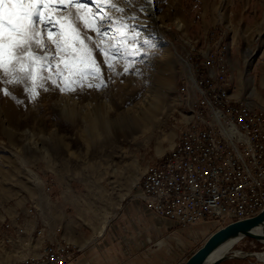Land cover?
Segmentation results:
<instances>
[{"label": "rangeland", "instance_id": "374dc122", "mask_svg": "<svg viewBox=\"0 0 264 264\" xmlns=\"http://www.w3.org/2000/svg\"><path fill=\"white\" fill-rule=\"evenodd\" d=\"M84 2L93 6L91 0ZM113 2L125 8V12L105 8L108 14L114 18L135 16L136 20L129 22L144 23L146 26L139 29L141 39L147 37L154 45L143 47L142 55L135 58L128 73L123 72V60H116L109 71L103 55L94 53L105 87L96 88L100 81L92 80L91 88L85 82L83 87L76 86L75 91L60 92L48 81V91L40 90L34 101L26 102L20 86L4 83L0 74V210L44 173L76 178L94 176L119 192L134 183L136 190L140 177L154 159L153 144L159 143L158 153L162 152L174 132L181 72L176 50L184 51L185 41L192 42L200 55L218 45L229 70L233 67L243 72L240 84L233 81L234 94L264 106V0H154L156 24L149 18L144 0H132L130 5L123 0ZM69 10L75 15L74 7ZM57 15L67 16L68 11ZM78 26L85 36H94L83 24ZM48 47L54 51L51 43ZM4 88L11 95H4ZM60 104L70 109V118L57 112L54 106ZM126 114L125 118L133 119L123 121ZM106 118L111 129L91 127V120L105 123ZM214 227L212 222H202L175 228L190 249L180 254L178 262L184 263L217 229ZM46 244L49 243L42 247ZM233 250L261 252L264 245L244 237L233 245L230 251ZM38 256L32 259L35 264L38 263L33 260ZM219 264L264 262L245 255Z\"/></svg>", "mask_w": 264, "mask_h": 264}, {"label": "built area", "instance_id": "2783aa9c", "mask_svg": "<svg viewBox=\"0 0 264 264\" xmlns=\"http://www.w3.org/2000/svg\"><path fill=\"white\" fill-rule=\"evenodd\" d=\"M176 53L179 108L188 119L172 148L146 168L136 192L179 227L251 217L264 207V106L232 95L218 45L200 59L192 44ZM77 251L49 243L33 261L70 264Z\"/></svg>", "mask_w": 264, "mask_h": 264}, {"label": "crops", "instance_id": "0c3cea01", "mask_svg": "<svg viewBox=\"0 0 264 264\" xmlns=\"http://www.w3.org/2000/svg\"><path fill=\"white\" fill-rule=\"evenodd\" d=\"M241 75L230 68L234 97L239 96L233 81L240 84ZM176 115L164 150L158 153L159 143L153 144L154 162L172 148L180 123L188 119L179 101ZM40 178L0 210V264H35L42 245L56 241L79 249L70 264H182L180 254L190 250L176 234L179 226L159 217L134 183L119 192L94 176L44 173Z\"/></svg>", "mask_w": 264, "mask_h": 264}, {"label": "snow or ice", "instance_id": "6c2138e0", "mask_svg": "<svg viewBox=\"0 0 264 264\" xmlns=\"http://www.w3.org/2000/svg\"><path fill=\"white\" fill-rule=\"evenodd\" d=\"M123 2L130 5L132 0ZM91 4L94 8L84 0H0L3 82L22 87L30 93V99L38 95L37 88L48 91V81L60 92L75 91L76 86L83 87L85 82L91 88L92 80H99L95 87L101 88L106 83L94 53L103 55L109 71L116 60H123L126 74L135 58L142 55L144 46L154 47L147 37L141 39L139 29L144 25L129 22L135 21V16L114 18L105 10L124 13L125 8L113 0H91ZM72 7L76 9L75 15L69 10ZM63 11H68V15H57ZM79 24L94 36H85ZM60 83L64 86L60 87ZM2 91L11 95L8 88Z\"/></svg>", "mask_w": 264, "mask_h": 264}, {"label": "water", "instance_id": "95a60500", "mask_svg": "<svg viewBox=\"0 0 264 264\" xmlns=\"http://www.w3.org/2000/svg\"><path fill=\"white\" fill-rule=\"evenodd\" d=\"M244 237H251L264 245V208L251 217L232 221L212 232L183 264H219L228 258L245 257V255L263 261L258 257L259 252L242 251L237 255L234 250L213 258L217 250L226 244L236 243Z\"/></svg>", "mask_w": 264, "mask_h": 264}, {"label": "bare ground", "instance_id": "6f19581e", "mask_svg": "<svg viewBox=\"0 0 264 264\" xmlns=\"http://www.w3.org/2000/svg\"><path fill=\"white\" fill-rule=\"evenodd\" d=\"M147 4H148V7H147V13H148V15H149V18L152 20V22H153V24H156V23H158L157 21H158V18L156 17V14H155V11H154V9H153V1L154 0H150V2H149V0H144ZM146 8V7H145ZM147 22H148V20H146ZM147 25H148V23H146ZM143 25H144V23H143ZM144 26H146V25H144ZM150 26V25H149ZM190 44H192L193 46H194V44L192 43V42H189V45ZM189 45L187 46V47H185V48H188L189 47ZM185 46H186V44H185ZM195 48V47H194ZM195 49H197V48H195ZM175 50H176V48H175ZM196 56L200 59V58H203L202 57V54L200 55V53H196ZM45 75V74H44ZM47 83L48 82H46V84H45V87H47ZM42 91L43 89L42 88H37L36 89V91H37V93L39 92V91ZM19 91H20V93H21V95H22V98H23V100L26 102V101H34V99H30V93H27V92H24L23 91V89H22V87H20V89H19ZM81 92V91H80ZM40 93V92H39ZM43 93V92H42ZM79 94V93H78ZM39 95H41V94H39ZM85 95V94H84ZM37 97V96H36ZM35 97V98H36ZM43 97V96H42ZM179 101V100H178ZM65 104V103H64ZM9 106H11V103H9L8 104ZM55 107V109L57 110V112L60 114V115H62V116H64V117H67V118H70L71 117V113H70V109H68L65 105H55L54 106ZM127 116V114L126 115H124L123 117H122V119H123V121L124 120H131V119H133V118H125ZM118 121H120V120H118ZM91 122V127L93 128V129H105V128H110L109 127V120L106 118V120H105V123H102V122H99L98 120H91L90 121ZM181 124H182V122H181ZM111 129V128H110ZM108 133V132H107ZM264 208V207H263ZM262 208V209H263ZM257 214V213H256ZM244 219V218H243ZM237 220H239V219H237ZM232 221H236V220H232ZM232 221H228V222H226L225 224H223V225H215V227H217V229L218 228H220V227H222V226H224V225H226V224H228V223H230V222H232ZM214 227V228H215ZM216 229V230H217ZM214 232V231H213ZM157 244H159V242H157ZM235 243H229V244H226L225 246H223L222 248H220L219 250H217V252H215V254H214V256H213V258L214 257H219V256H221L222 254H224V253H226V252H228V251H230L231 249H232V247H233V245H234ZM237 255H239V254H241V251H238V252H235ZM258 257L260 258V259H262L263 261L262 262H264V250L263 251H261V252H259L258 253Z\"/></svg>", "mask_w": 264, "mask_h": 264}]
</instances>
